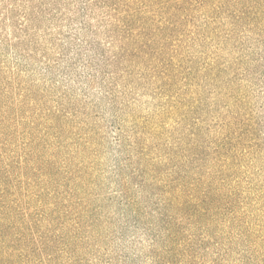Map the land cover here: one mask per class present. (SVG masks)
<instances>
[{
	"label": "rangeland",
	"instance_id": "374dc122",
	"mask_svg": "<svg viewBox=\"0 0 264 264\" xmlns=\"http://www.w3.org/2000/svg\"><path fill=\"white\" fill-rule=\"evenodd\" d=\"M202 1L0 0V146L47 211L10 264H264V34ZM224 159L231 214L200 221Z\"/></svg>",
	"mask_w": 264,
	"mask_h": 264
},
{
	"label": "trees",
	"instance_id": "16d2710c",
	"mask_svg": "<svg viewBox=\"0 0 264 264\" xmlns=\"http://www.w3.org/2000/svg\"><path fill=\"white\" fill-rule=\"evenodd\" d=\"M237 1L234 2L235 5L238 6L241 3L242 8L236 13H230L233 20L236 22L247 20L264 34V0ZM198 2L203 1L198 0ZM131 17L128 13L125 15V19ZM261 37L263 38L264 35ZM23 150L13 149L7 156L6 149L0 146V264H10V259L27 256V245L21 248H17L16 245L28 242L27 237L40 227V221L47 212L45 209L41 213L39 209L30 211L29 206H20L23 200L29 198V190L34 188L27 172L34 169L33 165L36 162L32 158L34 152ZM227 162V159H224L222 164L219 163V171L214 175L206 177L203 171L199 172L185 187L188 189L187 196L184 194L187 197L185 203L192 207L193 216L200 221L211 223L215 213L221 214L222 211L231 214L227 211L228 195L222 192L225 187L224 180H218L228 168ZM29 242L35 245V239L34 242L30 240ZM34 247H30V251L42 250V247ZM224 247L225 245L222 246L223 250L219 257L220 264H225L227 261V252Z\"/></svg>",
	"mask_w": 264,
	"mask_h": 264
}]
</instances>
